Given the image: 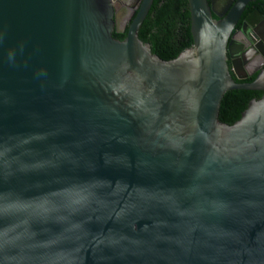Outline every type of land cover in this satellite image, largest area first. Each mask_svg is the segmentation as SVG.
<instances>
[{
  "label": "water",
  "instance_id": "95a60500",
  "mask_svg": "<svg viewBox=\"0 0 264 264\" xmlns=\"http://www.w3.org/2000/svg\"><path fill=\"white\" fill-rule=\"evenodd\" d=\"M120 40L113 0H0V264H264V94L233 124L225 19Z\"/></svg>",
  "mask_w": 264,
  "mask_h": 264
},
{
  "label": "flooded vegetation",
  "instance_id": "af4514ba",
  "mask_svg": "<svg viewBox=\"0 0 264 264\" xmlns=\"http://www.w3.org/2000/svg\"><path fill=\"white\" fill-rule=\"evenodd\" d=\"M145 1L113 0L116 30L128 33L129 26L144 6ZM208 1L212 5L214 20L220 21L230 15L236 5L243 0ZM155 2L156 0L152 1L145 20ZM229 45L228 62L234 80L240 84L254 82L260 71L264 69V0H248L245 2L232 29ZM262 91L264 94V90Z\"/></svg>",
  "mask_w": 264,
  "mask_h": 264
},
{
  "label": "trees",
  "instance_id": "16d2710c",
  "mask_svg": "<svg viewBox=\"0 0 264 264\" xmlns=\"http://www.w3.org/2000/svg\"><path fill=\"white\" fill-rule=\"evenodd\" d=\"M126 36L127 32H114V37L120 40ZM140 38L151 43L153 52L165 60L174 59L183 50L193 46L188 0H156L140 30ZM262 95V90H229L222 100L220 119L228 124L235 123L249 103Z\"/></svg>",
  "mask_w": 264,
  "mask_h": 264
},
{
  "label": "rangeland",
  "instance_id": "374dc122",
  "mask_svg": "<svg viewBox=\"0 0 264 264\" xmlns=\"http://www.w3.org/2000/svg\"><path fill=\"white\" fill-rule=\"evenodd\" d=\"M120 19H121V17H120Z\"/></svg>",
  "mask_w": 264,
  "mask_h": 264
}]
</instances>
